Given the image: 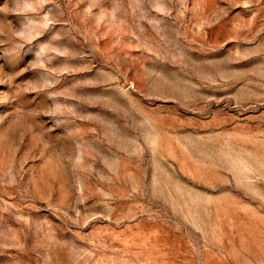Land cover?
Wrapping results in <instances>:
<instances>
[{"label": "rangeland", "instance_id": "1", "mask_svg": "<svg viewBox=\"0 0 264 264\" xmlns=\"http://www.w3.org/2000/svg\"><path fill=\"white\" fill-rule=\"evenodd\" d=\"M0 264H264V0H0Z\"/></svg>", "mask_w": 264, "mask_h": 264}]
</instances>
